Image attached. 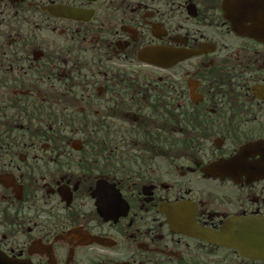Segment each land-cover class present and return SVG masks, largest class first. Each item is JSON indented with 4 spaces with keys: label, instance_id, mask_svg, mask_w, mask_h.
<instances>
[{
    "label": "flooded vegetation",
    "instance_id": "obj_1",
    "mask_svg": "<svg viewBox=\"0 0 264 264\" xmlns=\"http://www.w3.org/2000/svg\"><path fill=\"white\" fill-rule=\"evenodd\" d=\"M261 231L264 0H0V264H264Z\"/></svg>",
    "mask_w": 264,
    "mask_h": 264
},
{
    "label": "water",
    "instance_id": "obj_2",
    "mask_svg": "<svg viewBox=\"0 0 264 264\" xmlns=\"http://www.w3.org/2000/svg\"><path fill=\"white\" fill-rule=\"evenodd\" d=\"M248 32H249V33H256V32H257V29L254 28V27H252V28H250V29L248 30ZM259 235H260V241L262 242V244H261V247H262V246H264V232L261 231Z\"/></svg>",
    "mask_w": 264,
    "mask_h": 264
}]
</instances>
